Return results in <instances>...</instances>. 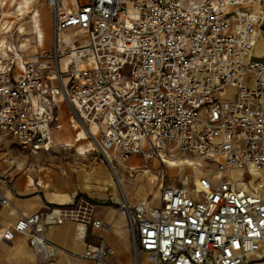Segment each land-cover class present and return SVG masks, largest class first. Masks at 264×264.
I'll list each match as a JSON object with an SVG mask.
<instances>
[{
    "label": "built area",
    "instance_id": "2783aa9c",
    "mask_svg": "<svg viewBox=\"0 0 264 264\" xmlns=\"http://www.w3.org/2000/svg\"><path fill=\"white\" fill-rule=\"evenodd\" d=\"M48 5L52 50L0 57V131L39 152L65 103L115 175L132 155L148 171L176 152L204 158L215 172L170 179L162 172L158 205L133 204L123 190L112 197L128 221L133 262L146 255L151 264H253L247 257L260 258L264 247V194L250 184L264 181V58L255 56L264 0ZM8 204L0 192V205ZM66 220L85 247L72 255L105 261L113 254L104 238L87 241L89 224L105 234L109 225L71 207L19 214L0 239L23 234L37 255L54 259L69 251L45 230Z\"/></svg>",
    "mask_w": 264,
    "mask_h": 264
},
{
    "label": "rangeland",
    "instance_id": "374dc122",
    "mask_svg": "<svg viewBox=\"0 0 264 264\" xmlns=\"http://www.w3.org/2000/svg\"><path fill=\"white\" fill-rule=\"evenodd\" d=\"M22 0H0V57L6 54L16 52L21 54L30 55L35 50L40 51V49H51V23H50V7L48 5V0H27L24 3L23 9H17V5ZM25 1V0H23ZM85 2L87 0H80ZM38 10L41 13V26L44 31L45 40L43 43L36 42L33 35V27L35 26V11ZM72 31L69 29L61 33V38L68 36ZM38 41V40H37ZM39 44V45H38ZM42 44V45H41ZM63 63L64 60L62 59ZM233 92V90H230ZM229 97H223V100H229ZM70 115H67L60 120L61 128L59 132L64 133L61 137L53 139L49 148L40 151L38 154H31L20 149L19 155L21 158V173L26 177L38 179H48V180H58L61 177H69L78 182L79 179L84 178L88 180L85 186L82 188L78 187V193L82 201L89 203L88 211H91L92 204L95 203L96 197L91 198L87 195V191L91 194L90 180L95 178H108L112 180L113 187L107 188L110 190L117 191V194L122 193L123 185L118 181V174L124 175L127 180L129 188L132 190L131 195H126L131 200H139L144 198L153 202V205H158V189L161 182V174L163 171H167L166 178L170 179L172 177L179 176L184 170L195 172H215V167H211L207 160L192 154H182L176 152L175 165H158L151 166L148 173L155 176L152 178L151 182L147 184L148 181L144 176L145 168L142 165H136L133 169L122 168L118 164L115 165V170L117 175L114 174L111 168L108 169L106 164L91 139L88 137L86 131L78 125L75 120H71ZM83 130L86 134L85 137L81 136L80 131ZM149 148V145H145ZM188 157L192 161L180 163L178 156ZM186 169H183V168ZM243 176L237 177V179H242ZM122 187V189H121ZM107 201L117 205L113 202V193H107ZM87 209V208H85ZM76 225V223H75ZM76 238L77 233L75 231ZM130 239V238H129ZM33 250V249H32ZM128 260L127 264H132V256L134 253L131 248V243L127 249ZM36 260L38 263L43 264H120L112 259V255L105 259V261H95L89 262L84 261L81 257L77 255H72L69 253L62 254L63 256H58L54 259H48L43 256L37 255L34 251ZM262 253V257L259 260H264V247L259 251ZM257 254L249 255L247 258L252 259L256 257ZM146 259V260H145ZM264 262V261H263ZM126 263V262H125ZM141 264H151L146 257L140 255ZM262 264V263H259ZM264 264V263H263Z\"/></svg>",
    "mask_w": 264,
    "mask_h": 264
},
{
    "label": "crops",
    "instance_id": "0c3cea01",
    "mask_svg": "<svg viewBox=\"0 0 264 264\" xmlns=\"http://www.w3.org/2000/svg\"><path fill=\"white\" fill-rule=\"evenodd\" d=\"M50 23H51V36H52L51 49L49 50L40 49L41 52L51 51L53 48L51 8H50ZM69 30L72 32L74 31L73 28H70ZM262 39H264V37L259 39V41ZM37 40L38 42H41L39 41V39ZM32 54L30 55L21 54V55H24V57L28 58ZM255 56L256 58H260V59L264 58V46L259 47L257 45V48L255 49ZM67 115H70L68 107L65 103H61L58 111V118L60 124L57 128L53 129L50 144L53 142L54 137L57 138L64 135V133L59 132V129L61 128L60 120L62 118L65 119ZM69 117L72 120L71 115ZM49 146L47 148H49ZM20 149L22 151H25L19 146V144L14 139H12L9 135L0 131V192L7 193L10 197V204L6 206L0 205V229L6 227L10 222L15 221L16 218L19 216V214L31 215L33 213L44 211L50 207H56V206L71 207L74 208L75 210L77 209L80 212L84 213V215L85 214L87 215L89 213L93 219H99L103 221V223H105L106 225H109V231L105 234L103 230L89 224L88 232H87V241L97 244L99 243L101 238H104L106 243L114 250L113 255L111 254L112 259L120 264H127V260L129 257L127 249L129 247V243H131L130 231L126 216L119 213L117 205L107 201V196H108L107 193L111 192L114 194L115 192H117L115 190H110V189L107 190V188L113 187L112 180L105 177L99 179L95 178L94 180H90L89 183L91 186V192L94 193L91 194L87 191V195L90 196L91 198L96 197L97 199L95 203L92 204L93 206L92 208H90L91 211H88L89 203L80 200L81 199L80 197L83 196H80L78 193V187L82 188L83 186H85L86 183H88L87 179L85 180L84 178H81L78 180V182H74V180L69 177H61V179L58 180H48L43 178L34 180L30 176L28 178L20 172L21 171V162H20L21 158L19 155ZM25 152L31 154L40 153V151L35 153L29 151H25ZM102 159L109 169L110 168L109 165L106 163L103 157ZM175 161H176L175 159L170 160L167 162V165L170 164L175 165ZM128 162L129 164H131L130 168L133 169L136 165H142L140 163L143 162V159L140 155H132L128 160ZM158 165L161 164L157 159H155L151 164V166L153 167ZM183 169L186 168L184 167ZM145 171L148 170L145 169ZM184 171H188V170L186 169ZM188 172H191L193 174H202L201 172L199 173L198 172L194 173L193 171H188ZM237 177H241V175H237ZM250 184L256 189H258L262 194H264V181L256 180L255 178H252L250 180ZM128 200L133 204L140 202L143 203L149 202L153 204V202L144 200V198H140L139 200H131L130 198H128ZM75 231H76L75 222L73 220H66L62 224L47 227L45 230V237L49 241L65 248L67 251H69V254H71L72 252L79 254L83 252L85 247L83 243L77 240ZM111 255H109L108 257H110ZM60 256L63 255L61 254L59 255V257ZM81 259H83L84 261L95 262L94 260H90V259H84V258ZM0 264H43V263L37 262L35 254L33 253V250L30 247V245L28 244L27 237L23 234H16L13 238L12 243H7L0 239ZM132 264H134L133 256H132Z\"/></svg>",
    "mask_w": 264,
    "mask_h": 264
},
{
    "label": "bare ground",
    "instance_id": "6f19581e",
    "mask_svg": "<svg viewBox=\"0 0 264 264\" xmlns=\"http://www.w3.org/2000/svg\"><path fill=\"white\" fill-rule=\"evenodd\" d=\"M27 0H25V1H21V2H19L18 3V5H17V9H19V10H22L23 9V6H24V3L26 2ZM35 18V26L33 27V37H34V39H36V42H38L37 41V39H39V41H41V42H43L44 41V39H45V37H44V31H43V29H42V24H41V20H40V17H41V13L38 11V10H36L35 11V14L33 15ZM264 39H262V40H260L258 43H257V45L259 46V47H262V46H264V41H263ZM263 41V42H262ZM257 45H256V48H257ZM255 48V49H256ZM80 134H81V136H83V137H85V132L83 131V130H81L80 131ZM176 155V154H175ZM178 158H179V161H180V163H182V164H184V162H187V161H192L190 158H188V157H182V155H180V156H178ZM174 163V162H173ZM172 163V164H173ZM119 166H121L122 168H130V166H131V164H129V162H125V163H122V164H118ZM133 167V166H132ZM132 169V168H131ZM118 176V181H119V183L121 184V185H123L122 187H123V191L125 192V193H127V195H131V190H130V188L127 186V180L125 179V177H124V175H122L121 173L120 174H118L117 175ZM144 176H145V178H147V180L148 181H145L147 184H149L150 182H151V180H152V178H155V176L154 175H152V174H150V173H148V171H145L144 172ZM114 195H115V197H118V194H117V192H115L114 193ZM77 240L80 242V240H79V237L77 238ZM262 253H261V256L260 257H262ZM144 257H146V255H143ZM146 260V259H145ZM255 262H253V264H259V263H264L263 261V259H261V260H259V258H255Z\"/></svg>",
    "mask_w": 264,
    "mask_h": 264
}]
</instances>
